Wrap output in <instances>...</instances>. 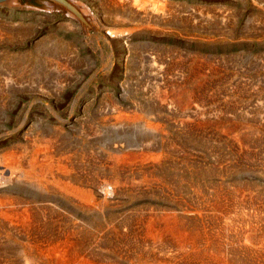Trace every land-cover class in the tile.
<instances>
[{"label":"rangeland","instance_id":"374dc122","mask_svg":"<svg viewBox=\"0 0 264 264\" xmlns=\"http://www.w3.org/2000/svg\"><path fill=\"white\" fill-rule=\"evenodd\" d=\"M9 1L0 3V170L18 157L10 172L51 181L46 159L91 193L85 203L37 189L57 208L34 206V226L79 232L97 264H136L154 248L144 228L174 218L214 233L264 226V0H140L143 16L127 0H75L87 23L49 12L46 0ZM141 149L151 156L133 160ZM22 186L0 178V245L19 264L31 235L2 213Z\"/></svg>","mask_w":264,"mask_h":264},{"label":"bare ground","instance_id":"6f19581e","mask_svg":"<svg viewBox=\"0 0 264 264\" xmlns=\"http://www.w3.org/2000/svg\"><path fill=\"white\" fill-rule=\"evenodd\" d=\"M9 1V0H8ZM68 5L72 7V10L61 5L60 3L53 1V0H46L44 2V9H47L49 12H55V13H63L66 14L67 12L75 14L78 18H80L83 22L87 23L85 16L83 13L79 10V7L77 4L75 5V0H67ZM109 1V0H108ZM113 5L118 6L120 5L119 2H122L123 0H112ZM128 7H130L131 11H135L137 15L143 16L140 12H137L136 10L133 9V4L138 3L139 6L143 8V4L140 3V0H127ZM7 2V1H6ZM10 2V1H9ZM11 2H13L11 0ZM10 2V3H11ZM126 5V6H127ZM153 5V4H152ZM136 6V5H134ZM120 7V6H119ZM139 7V8H141ZM155 7V6H154ZM53 9V11H50ZM57 11H55V10ZM138 9V8H137ZM144 10V9H143ZM154 10V8H152ZM151 10V11H152ZM115 12V11H114ZM117 13V12H116ZM146 14L149 12H145ZM118 15V14H117ZM117 17V16H116ZM138 17V16H137ZM97 18V17H96ZM133 19V18H132ZM97 20L101 23V20L97 18ZM134 21V19H133ZM131 21V23L133 22ZM103 24V23H102ZM2 26V25H1ZM91 27V26H90ZM56 43V42H55ZM45 47V46H44ZM58 48V47H57ZM43 50V49H42ZM49 50V49H48ZM180 84V83H179ZM179 90V89H178ZM187 90V88H186ZM185 93V92H184ZM181 95V94H179ZM191 95H193L191 93ZM188 96V95H187ZM190 96V95H189ZM179 97V96H178ZM188 98V97H187ZM164 99V98H163ZM184 99V98H182ZM192 99V98H191ZM190 99V101H191ZM196 103V102H195ZM198 112V111H197ZM192 117V116H191ZM193 121V120H192ZM177 122V121H176ZM178 123V122H177ZM153 124V123H152ZM190 124V123H189ZM190 126V125H189ZM235 127V126H234ZM165 128V127H164ZM157 129V128H156ZM165 134V133H164ZM122 137V136H121ZM29 138V137H28ZM154 138V137H153ZM118 140H122L119 139ZM155 140V139H154ZM147 142V141H146ZM149 142V141H148ZM150 143V142H149ZM148 143V145H149ZM152 143V142H151ZM163 143V142H162ZM113 144V143H112ZM146 145V144H144ZM173 145V144H172ZM116 146V145H115ZM114 146V147H115ZM138 146V145H137ZM136 146V147H137ZM147 146V145H146ZM151 146V145H150ZM149 147V146H148ZM162 147V146H161ZM29 148V147H28ZM37 147H35L36 149ZM122 148V147H121ZM44 149V148H43ZM155 149V148H153ZM157 149V148H156ZM174 149V148H173ZM45 150V149H44ZM50 150V149H49ZM48 150V152H49ZM18 151V150H16ZM42 150H40L41 152ZM132 151V150H131ZM39 152V151H38ZM37 152V153H38ZM39 152V153H40ZM161 152V151H160ZM21 153V152H20ZM18 152V154H20ZM23 153V152H22ZM21 153V154H22ZM36 153V152H35ZM42 153V152H41ZM50 153V152H49ZM52 153V152H51ZM17 154V155H18ZM20 154V155H21ZM47 154V153H46ZM129 154V153H128ZM7 155V153H6ZM10 155V154H8ZM7 155V157H9ZM16 155V152H15ZM13 154V156H15ZM34 155V154H33ZM32 155V156H33ZM38 155V154H37ZM126 155V154H125ZM151 156L149 151H144L141 149V151L137 150L132 153H130V157L133 158V160L136 159H143L148 156ZM154 155V154H152ZM160 155V153H159ZM158 155V156H159ZM12 153L9 158H12ZM45 156V153L44 155ZM47 156V155H46ZM53 156V155H52ZM155 156V155H154ZM34 157V156H33ZM51 157V156H49ZM55 158V157H54ZM118 158V156H117ZM158 158V157H157ZM5 159V158H4ZM36 159V158H35ZM116 159V157H115ZM154 159V158H153ZM8 160V159H7ZM10 160V159H9ZM27 160V159H26ZM42 160V159H40ZM40 164V168L44 169L46 167L47 170L51 172V177L52 180L48 177L43 178H33L34 175L33 172L29 175H25L23 173H19L16 171L10 172L9 169L13 170L15 167L14 165H17L20 163V159L18 157H15L11 161V167H3L0 170L1 177L5 179V184L6 182L8 183H14L18 182L20 185H23L19 189L15 191V195L8 196L4 199L3 201L6 200V203H4V206H8L7 210L8 213H2L4 215L8 214V219H11L12 221L17 219L18 223H20L19 226L11 227V230H14L15 233H23L24 231L26 234H30L31 238L28 237L27 242L22 245L23 250L21 251L23 253V256L25 262H22L19 260V262H22L24 264H42V263H47L51 264L53 261H57L56 264H97L96 261L94 260H89L86 258L82 253L81 249H83L82 244L84 242L81 241V238L78 237L76 231L74 230H60L58 231L57 229L53 227H49L47 229H41L40 226H34L35 225V213L33 212V207L36 206L39 209H51V208H57L56 205L54 204L52 198H50L48 195L39 193L37 192V189H40L44 192H50V191H60L61 193L65 194V196L71 199V198H76V197H81L83 201H87L88 197L91 196L90 190L84 189L83 186L80 187L75 185V182H72V173L71 171L63 165H58V169L55 170L57 173L54 171V164L53 163H47L48 160L43 159ZM46 160V165H43ZM128 160V159H127ZM130 160V159H129ZM152 160V159H151ZM159 160V159H158ZM55 161V160H54ZM67 161V160H66ZM124 161V160H122ZM157 161V160H156ZM24 162H26L24 160ZM50 162V161H49ZM53 162V161H51ZM116 162V160L114 161ZM121 162V161H120ZM33 163V162H32ZM35 163V162H34ZM141 163V162H139ZM161 163V162H160ZM6 164V163H5ZM4 164V166H5ZM23 164V163H22ZM38 164V163H37ZM64 164V163H63ZM122 164V163H121ZM120 164V165H121ZM28 165V164H27ZM144 165V164H143ZM25 165H23L24 167ZM37 166V165H36ZM44 166V167H43ZM141 166V165H140ZM145 166V165H144ZM147 166V165H146ZM20 167V166H19ZM30 167V165H29ZM28 168V167H27ZM32 168V165L29 169ZM34 168V167H33ZM32 168V169H33ZM39 168V169H40ZM127 168V167H126ZM140 168V167H139ZM157 168V167H156ZM16 169V168H15ZM37 169V168H36ZM38 169V170H39ZM40 169V171H41ZM162 169V168H161ZM23 170V169H22ZM28 170V169H27ZM21 171V170H20ZM30 171V170H29ZM35 171V170H34ZM126 171V170H125ZM10 174H9V173ZM38 172V173H37ZM74 172V171H72ZM9 174V175H7ZM37 176L39 177V171L36 170ZM48 174V173H47ZM7 175V176H6ZM45 175V174H44ZM154 175V174H153ZM215 175V174H214ZM33 176V177H32ZM46 176V175H45ZM167 176V175H166ZM0 177V178H1ZM50 177V178H51ZM81 179V178H80ZM136 180V179H135ZM149 180V179H148ZM82 181V180H81ZM127 181V180H126ZM138 181V180H137ZM83 182V181H82ZM89 182V181H88ZM136 183V182H135ZM142 183V182H141ZM25 184V185H24ZM86 184V183H85ZM18 185V184H17ZM135 185V184H134ZM153 185V184H152ZM4 189V188H3ZM90 189V188H89ZM7 190V188H6ZM9 190V189H8ZM139 190V189H138ZM11 191V190H10ZM4 192V191H3ZM51 194V193H50ZM91 198V197H90ZM89 198V199H90ZM93 199V198H92ZM97 199V198H96ZM77 200V199H76ZM2 201V203H3ZM92 201V200H91ZM105 201V200H104ZM104 203V202H103ZM3 205V204H2ZM76 205V204H75ZM81 205V204H80ZM4 208V207H3ZM35 208V210H36ZM87 209V208H86ZM16 211V212H12ZM11 212V214L9 213ZM52 212V211H51ZM1 214V215H2ZM15 218H11L10 215H15ZM40 215V214H39ZM43 215V214H42ZM176 215V214H175ZM7 216V215H6ZM168 216V215H167ZM169 217V216H168ZM38 218V217H37ZM127 218V217H126ZM129 218V216H128ZM164 218V217H163ZM166 218V216H165ZM164 218V219H165ZM171 218V217H169ZM168 219V218H167ZM181 219V218H180ZM156 220V219H155ZM166 220V219H165ZM167 221V220H166ZM171 221V220H170ZM154 222V221H153ZM164 222V221H163ZM169 222V221H168ZM173 226H147V228H144L146 231V241L153 242L154 244H151L154 246V248L151 249H146L147 253H150V255L141 257L139 261H135L136 264H264V233L263 234H258L259 231L262 230L261 226H216V233L213 231L215 230V226H182L181 225V220L174 218L172 220ZM154 223H152L153 225ZM162 224V223H161ZM181 225V226H180ZM2 227V226H1ZM0 227V232L4 233L2 228ZM4 227V226H3ZM60 227V226H59ZM78 227V226H76ZM94 227V226H91ZM107 227V226H106ZM124 227V226H123ZM130 227V226H129ZM132 227V226H131ZM71 228V227H70ZM84 228V226L82 227ZM81 228V229H82ZM119 228V227H118ZM115 229V235L119 236L120 235V229ZM135 228V226H134ZM139 228V227H138ZM64 229V228H63ZM74 229V228H73ZM90 229V228H88ZM106 228L105 230H107ZM113 229V227H112ZM131 229V228H130ZM133 229V227H132ZM8 230H10L8 228ZM8 230L6 232H8ZM57 230V231H55ZM79 230V229H78ZM86 230V229H85ZM93 230V229H92ZM101 230V229H100ZM104 230V229H103ZM121 230L122 227H121ZM140 230V229H139ZM137 231V233L139 232ZM81 231V230H79ZM96 231V230H95ZM124 231H127L126 229ZM123 231V232H124ZM128 231L129 230L128 228ZM127 231V232H128ZM134 231V230H133ZM83 232V231H82ZM87 232V231H86ZM106 232V231H105ZM122 232V233H123ZM2 233V236H3ZM9 233V232H8ZM14 233V232H13ZM14 233V234H15ZM81 233V232H80ZM121 233V235H122ZM141 233V232H140ZM144 233V232H143ZM142 233V235H144ZM7 234V233H5ZM91 234V233H90ZM103 234V233H102ZM101 234V235H102ZM216 234V235H215ZM1 235V234H0ZM18 235V234H17ZM100 235V234H99ZM124 235V234H123ZM133 235V234H132ZM138 235V234H137ZM9 236V234L7 235ZM23 236V235H22ZM25 236V235H24ZM82 236V234H81ZM97 236V235H96ZM125 236V235H124ZM135 236V235H133ZM1 237V236H0ZM6 237V235L4 236ZM112 236L110 235V238ZM127 237V236H126ZM125 237V238H126ZM137 237V236H136ZM143 237V236H142ZM18 238V236H17ZM117 238V237H116ZM124 238V240H125ZM139 238V237H137ZM136 238V239H137ZM10 239V238H9ZM8 242H11V240ZM21 239V237L19 238ZM83 239V238H82ZM87 239V238H86ZM92 239V238H91ZM98 239V237H97ZM104 239V237H103ZM142 239V238H141ZM16 240V239H15ZM14 240V241H15ZM22 240V239H21ZM94 240V239H93ZM96 240V239H95ZM102 242V239H100ZM99 240V241H100ZM118 240V239H117ZM117 240H111L114 242H117ZM132 240V239H130ZM135 241V239L133 238ZM18 241V240H17ZM24 241V240H22ZM86 241V240H85ZM123 241V239H122ZM120 241V242H122ZM139 241V240H138ZM137 241V242H138ZM144 241V240H143ZM19 242V241H18ZM17 242V243H18ZM91 241L89 240V243ZM118 242V244L120 243ZM126 242V241H125ZM128 242V241H127ZM133 242V241H130ZM129 242V243H130ZM145 242V241H144ZM13 243V241H12ZM17 243H15L17 245ZM100 243V242H96ZM110 243V241H109ZM128 243V245H129ZM139 243V242H138ZM149 243V242H148ZM147 243V244H148ZM6 244V243H4ZM11 244V243H10ZM20 244V242L18 243ZM95 243H92L91 247ZM107 244V241H106ZM117 244V245H118ZM121 244V243H120ZM119 244V245H120ZM146 244V242H145ZM144 244V245H145ZM146 244V245H147ZM7 245V244H6ZM87 246L88 244L85 243ZM89 245V246H90ZM105 245V244H104ZM127 245V244H125ZM138 245V244H137ZM142 245V242L140 243V246ZM5 246V245H4ZM21 246V247H22ZM102 244L98 247H101ZM107 246V245H106ZM110 246H113L110 244ZM109 246V247H110ZM134 246V245H132ZM139 246V245H138ZM9 247V246H7ZM14 247V246H12ZM11 247V248H12ZM85 247V246H84ZM88 247V246H87ZM94 247H97L94 245ZM104 247V246H103ZM102 247V249H103ZM114 247V246H113ZM116 247V246H115ZM126 247V246H125ZM144 247V246H143ZM146 247V246H145ZM15 248V247H14ZM93 248V247H92ZM130 248V247H128ZM134 248V247H133ZM137 248V247H136ZM140 248V247H139ZM138 248V249H139ZM149 248V246H148ZM87 249V248H86ZM94 249V248H93ZM92 249V250H93ZM98 249V248H97ZM106 249V248H105ZM115 249V248H113ZM111 249V250H113ZM117 249V247H116ZM121 248H119L120 250ZM11 250V249H10ZM95 250V249H94ZM100 250V249H98ZM109 250V248L107 249ZM118 250V252H119ZM125 250V249H124ZM142 250V248H141ZM88 251V250H87ZM133 251V250H132ZM137 251V250H136ZM17 251L15 249L11 250V253L16 254ZM20 252V250H19ZM84 252V251H83ZM89 252V251H88ZM91 252V251H90ZM89 252V253H90ZM93 252V251H92ZM110 252V251H108ZM129 252V251H128ZM138 252V251H137ZM136 252V253H137ZM141 252V251H140ZM145 249L141 252L144 253ZM85 253V252H84ZM125 253V252H124ZM130 253V252H129ZM87 254V253H86ZM85 254V255H86ZM92 254V253H91ZM116 254V253H115ZM121 254V252H120ZM119 254V255H120ZM134 254V253H133ZM21 255V254H20ZM90 255V254H89ZM111 255V254H110ZM137 255V254H136ZM7 256L10 258L8 259ZM14 255H9L7 252L6 247H2L0 245V264H19L18 259L14 260L12 259ZM108 256V255H107ZM121 256V255H120ZM127 258V253L126 255H123ZM133 256V255H132ZM131 256V257H132ZM135 256V255H134ZM15 257V256H14ZM18 257V256H17ZM94 257V256H93ZM102 257V256H101ZM113 257V256H112ZM117 257V256H116ZM21 258V257H20ZM105 258V257H102ZM41 259V260H40ZM96 259V258H95ZM107 259V258H106ZM123 259V258H120ZM102 260V259H101ZM126 260V259H125ZM128 260V259H127ZM131 260V259H130ZM129 260V261H130ZM24 261V260H23ZM103 261H105L103 259ZM107 261H112L113 260H107ZM121 262V260H118L117 262ZM99 262V261H98ZM116 262V261H115ZM114 264H118V263ZM133 262V261H132ZM131 262V263H132ZM54 263V262H53ZM107 263V262H106ZM111 263V262H109ZM108 263V264H109ZM21 264V263H20ZM103 264V263H102ZM112 264V263H111ZM121 264V263H120ZM128 264V263H127Z\"/></svg>","mask_w":264,"mask_h":264},{"label":"water","instance_id":"95a60500","mask_svg":"<svg viewBox=\"0 0 264 264\" xmlns=\"http://www.w3.org/2000/svg\"><path fill=\"white\" fill-rule=\"evenodd\" d=\"M6 1H8V0H0V3L6 2ZM53 1H56V2L60 3L61 5H63V6H65V7H67V8L72 10V7L70 5H68V1L67 0H53Z\"/></svg>","mask_w":264,"mask_h":264},{"label":"flooded vegetation","instance_id":"af4514ba","mask_svg":"<svg viewBox=\"0 0 264 264\" xmlns=\"http://www.w3.org/2000/svg\"><path fill=\"white\" fill-rule=\"evenodd\" d=\"M21 1H25V0H21Z\"/></svg>","mask_w":264,"mask_h":264}]
</instances>
